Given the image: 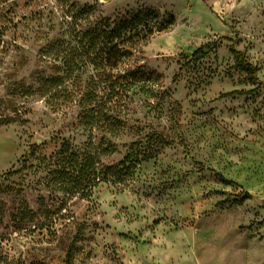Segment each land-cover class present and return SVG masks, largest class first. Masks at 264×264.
<instances>
[{"label":"rangeland","instance_id":"obj_1","mask_svg":"<svg viewBox=\"0 0 264 264\" xmlns=\"http://www.w3.org/2000/svg\"><path fill=\"white\" fill-rule=\"evenodd\" d=\"M0 32V264H264V0H0Z\"/></svg>","mask_w":264,"mask_h":264},{"label":"trees","instance_id":"obj_2","mask_svg":"<svg viewBox=\"0 0 264 264\" xmlns=\"http://www.w3.org/2000/svg\"><path fill=\"white\" fill-rule=\"evenodd\" d=\"M2 33L0 32V43L2 41ZM231 54L235 61V67L239 68L241 71L246 73L247 79L251 84H257L258 80L255 75L256 68L247 63L241 52L236 51L233 47L231 48ZM236 93V92H235ZM239 94H244L243 92H239ZM84 110L80 114V122L86 125L93 118H101L104 117L106 113V103L102 98H98L95 93L87 94L84 96ZM67 150L64 151L66 153ZM129 156H125L124 159L117 165L110 168L104 169V176L108 175L110 177L112 183H121L124 185V181L127 177H131L133 173L132 164L128 158ZM197 164V163H196ZM95 160L93 157L88 158V164L86 165L88 170H95ZM203 168V166H201ZM208 171L213 172L212 169H207ZM92 174V172H90ZM215 177L225 185H235L232 181L224 179L217 173H214ZM92 177V176H91ZM89 184V182H88ZM120 190V189H119ZM68 257V255H67ZM64 264H69L68 258L66 259Z\"/></svg>","mask_w":264,"mask_h":264},{"label":"water","instance_id":"obj_3","mask_svg":"<svg viewBox=\"0 0 264 264\" xmlns=\"http://www.w3.org/2000/svg\"><path fill=\"white\" fill-rule=\"evenodd\" d=\"M106 1V0H103ZM38 143L40 142L39 140L37 141ZM260 203L264 206V198L260 200Z\"/></svg>","mask_w":264,"mask_h":264},{"label":"crops","instance_id":"obj_4","mask_svg":"<svg viewBox=\"0 0 264 264\" xmlns=\"http://www.w3.org/2000/svg\"><path fill=\"white\" fill-rule=\"evenodd\" d=\"M261 257V256H260Z\"/></svg>","mask_w":264,"mask_h":264}]
</instances>
